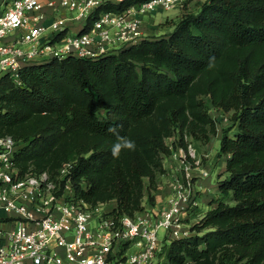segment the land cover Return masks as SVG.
I'll list each match as a JSON object with an SVG mask.
<instances>
[{"label":"trees","instance_id":"obj_1","mask_svg":"<svg viewBox=\"0 0 264 264\" xmlns=\"http://www.w3.org/2000/svg\"><path fill=\"white\" fill-rule=\"evenodd\" d=\"M145 1L107 2L83 30L101 12ZM198 1L165 35L95 58L33 63L19 81L1 76L0 136L18 141L22 174L56 175L71 163L67 177L77 199L114 200V212L132 216L144 201L155 204L172 153L167 137L179 132L185 148L186 134L209 142L218 134L211 106L223 108L232 114L219 153L230 158L215 206L194 235L171 243L165 264H264V0ZM110 126L135 150L113 158Z\"/></svg>","mask_w":264,"mask_h":264},{"label":"built area","instance_id":"obj_2","mask_svg":"<svg viewBox=\"0 0 264 264\" xmlns=\"http://www.w3.org/2000/svg\"><path fill=\"white\" fill-rule=\"evenodd\" d=\"M110 1L121 0H0V78L8 74L19 81L21 70L33 63L95 58L137 44L148 37L146 16L185 0H148L123 12H101L84 31L94 11ZM212 111L215 121L216 115L230 119L223 108L212 105ZM187 143L169 155L176 165L163 204L131 216L114 212V200L77 199L67 177L71 163L56 175L22 174L15 161L18 141L0 136V209L9 214L0 217V264H165L171 243L194 235L193 226L205 215L190 216L201 189L192 170L201 159ZM209 175L201 168L199 178Z\"/></svg>","mask_w":264,"mask_h":264},{"label":"crops","instance_id":"obj_3","mask_svg":"<svg viewBox=\"0 0 264 264\" xmlns=\"http://www.w3.org/2000/svg\"><path fill=\"white\" fill-rule=\"evenodd\" d=\"M160 13L162 15H160ZM158 12L156 14H153L151 16H146L144 18V30L148 36H155L158 32H171L173 30L172 22L173 20H177L183 15L181 8H175L171 10L170 12L164 13V12ZM166 21V29L162 30V26H160V23ZM221 137H222V130L218 128V134L216 136L212 137L209 142H201L202 145L198 146L199 153L202 152L204 157L206 158L205 164H203L202 157L201 164L199 166H194L192 172L195 175V178H199L201 174V168L206 166L207 168L209 166H212L217 172H218V178H217V184L214 187L217 193L218 188V181L220 179H223L226 174L225 168L227 160L230 158L229 154H220V145H221ZM208 159V160H207ZM164 165L167 169V173L169 174L171 171H174L173 167H175L176 162L171 156H167L164 159ZM164 175H162L163 177ZM198 184L200 187H203L206 191L205 195L199 199V204L194 207V210L191 212L190 216L193 217L195 215V211L200 213H206L210 208L214 207L215 204L211 202L213 198L217 197V194H212L211 192V180H205L202 178L198 179ZM155 204L151 205L146 203V208L153 207L158 208L160 207L164 200L165 196L167 194V187H163L158 184L157 189L155 190ZM207 195L209 197L207 198ZM9 214L5 212L4 210L0 209V217H6ZM15 218V215H12Z\"/></svg>","mask_w":264,"mask_h":264},{"label":"rangeland","instance_id":"obj_4","mask_svg":"<svg viewBox=\"0 0 264 264\" xmlns=\"http://www.w3.org/2000/svg\"><path fill=\"white\" fill-rule=\"evenodd\" d=\"M42 1H47V0H42ZM198 0H185L184 1V3H183V6H179V7H175V8H181L182 9V12L184 13V11H186V10H195V9H197L199 6H198ZM175 8H173V9H175ZM172 9V10H173ZM171 11V10H170ZM170 11H159V13L160 12H164V13H167V12H170ZM62 12L64 13V14H67V15H71L72 13L71 12H69V11H67L66 13H65V11L64 10H62ZM158 13V12H157ZM156 14V13H155ZM160 15H162L161 13H160ZM78 27L80 26L81 27V23L80 24H78L77 25ZM160 26H162V30H165L166 29V21H164V22H162V23H160ZM168 32H162V31H160V32H158L155 36H162V35H165V34H167ZM211 112V111H210ZM227 113H228V115L231 117V112H228L227 111ZM211 114H214L213 113V111L211 112ZM219 114V113H218ZM214 116V115H213ZM216 117V125H217V127L220 129V130H223V128L224 127H227L230 123H231V120L229 119V120H227V121H224V120H222V116L221 115H216L215 116ZM234 131H232V133H233ZM214 136H216V135H213L212 137H214ZM211 137V138H212ZM179 138H180V135H179V132H176V133H174L173 135H171V136H169V137H167V143H168V145L169 146H171L172 147V151H173V149H176L177 148V146H179V145H181V143H180V141H179ZM185 142H192L193 143V145L196 147V149L198 150V146H200V145H202V143L200 142V141H198V140H195L193 137H192V135H187V138L185 137ZM176 144V145H175ZM198 152H199V150H198ZM199 155L202 157V161H203V164H205V161H206V158L204 157V155H203V153L202 152H200L199 153ZM208 160V159H207ZM194 165H196V164H194ZM36 167V165H33L32 167H30V169H33V170H35L34 168ZM204 167H206V166H204ZM207 168V167H206ZM208 170H209V172H210V175H209V177L208 178H205V180H211V192H212V194H217L216 193V190H215V186H216V184H217V176H218V172L212 167V166H209L208 168H207ZM175 171H171L169 174H166V173H164V174H162V175H164L163 177H162V175H159V177H158V184L160 183V185H162L163 187H167V185L169 184V181H170V179H172L173 178V173H174ZM199 179V178H198ZM198 179L197 178H195V180L198 182ZM196 182V183H197ZM158 187V186H157ZM201 189H198V191H197V193H198V196H199V199L201 198V197H203L204 195H205V193H206V191H205V189L203 188V187H200ZM209 197V195H207V198ZM144 206H145V208H146V203H145V201H144Z\"/></svg>","mask_w":264,"mask_h":264},{"label":"clouds","instance_id":"obj_5","mask_svg":"<svg viewBox=\"0 0 264 264\" xmlns=\"http://www.w3.org/2000/svg\"><path fill=\"white\" fill-rule=\"evenodd\" d=\"M209 68L215 66V58L213 57L212 61L209 63ZM122 127V126H121ZM107 131L111 134H114L117 138V142L113 144L111 154L113 158H119L120 153L124 150L134 151L136 148L135 142L128 139L127 137L121 136L119 134L117 127L110 126Z\"/></svg>","mask_w":264,"mask_h":264}]
</instances>
